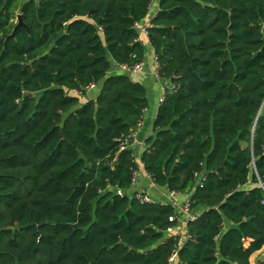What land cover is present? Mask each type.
<instances>
[{"label": "trees", "instance_id": "16d2710c", "mask_svg": "<svg viewBox=\"0 0 264 264\" xmlns=\"http://www.w3.org/2000/svg\"><path fill=\"white\" fill-rule=\"evenodd\" d=\"M152 2L0 0V264H250L264 247V0H158L146 27L166 87L141 163L200 212L182 243L171 204L129 195L146 89L112 72L142 62Z\"/></svg>", "mask_w": 264, "mask_h": 264}, {"label": "crops", "instance_id": "0c3cea01", "mask_svg": "<svg viewBox=\"0 0 264 264\" xmlns=\"http://www.w3.org/2000/svg\"><path fill=\"white\" fill-rule=\"evenodd\" d=\"M157 6H158V0H153L149 8V13L145 18V20H143L142 24L148 25L150 23L151 18L154 16V14L158 9ZM140 35H141L140 38L145 47L144 57L142 60V69L137 73H129V72L128 73L132 80L140 82L145 87L146 97H147V107L144 111L143 122L141 123L140 127H138L137 130L135 131V136L142 143V145L139 144L132 148L135 162L137 165V177H136L137 180H135L136 185H134L133 183L129 191L131 193H134L136 191L142 190L141 192H143L144 191L143 189H145V191H149L151 193L153 189L158 197L160 196L164 198V201L168 200L169 202L171 201L182 202L184 201L187 195L178 194L177 196L170 198L168 192H166L165 189L159 188L151 182L149 176L145 173V171L142 168L141 155L143 150L146 148V146L144 145V141L147 137H149L152 134V122L159 105V97L164 91L166 84L156 76V69L154 66V61H155L154 52L148 42L147 35L143 33H141ZM122 71L123 70L120 68V66H117L116 64L113 63L112 72H122ZM97 92H98L97 86H93L86 90V93H89L91 95L89 97L91 98H94ZM181 228L182 230H185V226H182ZM250 264H264V247L254 252L251 255Z\"/></svg>", "mask_w": 264, "mask_h": 264}, {"label": "built area", "instance_id": "2783aa9c", "mask_svg": "<svg viewBox=\"0 0 264 264\" xmlns=\"http://www.w3.org/2000/svg\"><path fill=\"white\" fill-rule=\"evenodd\" d=\"M136 27L139 29V31L141 33H143L145 35L147 34L146 33V27H147L146 24H137ZM154 66H155V69H156V76H157V62H156V60L154 61ZM120 68L123 71L129 72V73H137V72H139L142 69V62L137 63V64H135L132 67H126L124 65H121ZM157 78H158V76H157ZM91 87H93V85H91L88 88H91ZM163 98H164V91L162 92L161 96L159 97V103L163 100ZM140 125L141 124H138L137 127L128 136L130 138L129 146L131 148H133L134 146H137L139 144L142 145V143L135 136V131L137 130L138 127H140ZM142 168H143V166H142ZM136 177H137V169L133 172V177H132V182L133 183L135 182ZM167 192H168V195H169L170 198L178 195L177 193H174V192H169V191H167ZM117 193L118 194H122L123 192L117 191ZM133 195L140 202H146V203L153 202V200H151L149 198V196L146 193H144V192L136 191V192L133 193ZM169 204H171L175 208V210L179 213V215L176 216V217L175 216L169 217V220L170 221L176 220L177 221V225L183 224L185 226L187 222L196 220L198 218V216L200 215V212H196L195 213V212H191L190 211V208H189V206H190L189 195H187L185 197L184 201H182V202L171 201V202H169ZM174 229H175V227L172 228V229H170L169 232L171 234H175V235L177 234V235H179L180 236V243L184 242L185 241V238H184V230H180V232H173ZM172 260H173V258H170V262H172Z\"/></svg>", "mask_w": 264, "mask_h": 264}, {"label": "rangeland", "instance_id": "374dc122", "mask_svg": "<svg viewBox=\"0 0 264 264\" xmlns=\"http://www.w3.org/2000/svg\"><path fill=\"white\" fill-rule=\"evenodd\" d=\"M89 96H91L89 93H86V96H84V97H81V102L82 101H84V100H86L87 98H89ZM137 180V179H136ZM136 183V181L134 182V185H136L135 184ZM160 188V187H159ZM162 189H164V188H162ZM144 191L143 192H145L148 196H149V198L151 199V200H153V201H155V202H161V203H168L169 201L168 200H165L164 201V198L163 197H158L157 195H156V192H154V190L152 189V192L150 193L149 191H145V189H143ZM166 190V189H165ZM140 191H142V190H140ZM166 192H167V190H166ZM129 195H133V193H131L130 191H129ZM155 195V196H154ZM161 199V200H160ZM182 226H184L183 224H180L179 226H176L175 227V229L173 230V232H180V230H182ZM172 232V233H173ZM168 235L169 234H171L170 232H168L167 233Z\"/></svg>", "mask_w": 264, "mask_h": 264}, {"label": "water", "instance_id": "95a60500", "mask_svg": "<svg viewBox=\"0 0 264 264\" xmlns=\"http://www.w3.org/2000/svg\"><path fill=\"white\" fill-rule=\"evenodd\" d=\"M18 25H21V21H20V18H19V22H18L17 26H18Z\"/></svg>", "mask_w": 264, "mask_h": 264}]
</instances>
